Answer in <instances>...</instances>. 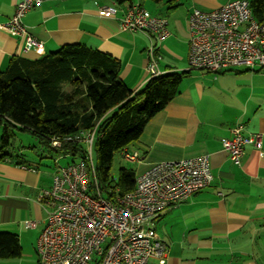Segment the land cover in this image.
<instances>
[{
	"label": "crops",
	"instance_id": "0c3cea01",
	"mask_svg": "<svg viewBox=\"0 0 264 264\" xmlns=\"http://www.w3.org/2000/svg\"><path fill=\"white\" fill-rule=\"evenodd\" d=\"M19 1L0 0V70L14 55L36 57L64 44L84 43L118 58L120 77L134 92L152 77L149 37L121 28L126 2L48 0L33 7L23 22L29 34L44 43L45 51L39 53L35 49L25 52L24 39L3 28ZM147 1L151 0L142 3L146 6ZM230 1H152L155 11L146 6L169 21L170 35L157 48L160 71L190 72L182 80L180 93L148 121L132 149L128 146L140 154L132 162L137 164L138 174L158 162L208 154L213 175L209 186L157 218H173L182 230L181 244L189 243L188 254L174 252L169 246L167 264H264V70L236 67L211 72L192 69L188 62L191 11L212 10ZM106 5L117 6L118 12L102 13L100 8ZM239 122L249 132H261L263 145H248L237 163L223 141ZM11 145L0 154V232L16 234L22 253L1 258L0 264H40L37 244L42 232L37 227L45 209L39 195L51 186L55 171L46 175L41 163L25 155V149L11 151ZM40 147L55 152L47 145Z\"/></svg>",
	"mask_w": 264,
	"mask_h": 264
},
{
	"label": "built area",
	"instance_id": "2783aa9c",
	"mask_svg": "<svg viewBox=\"0 0 264 264\" xmlns=\"http://www.w3.org/2000/svg\"><path fill=\"white\" fill-rule=\"evenodd\" d=\"M48 0H20L15 13L3 28L24 39V51H45L44 43L29 34L23 18L33 7ZM64 1V0H59ZM121 28L146 34L149 71L162 73L157 48L170 35L167 17L153 14L141 0H126ZM100 11L115 15L117 6H102ZM190 68L219 72L236 67L264 70V19L253 14L250 0H233L212 10L194 8L189 16ZM96 127L75 134L54 136L51 145L62 149L66 142L84 144V157L58 166L51 186L39 200L46 211L45 227L38 239L40 264H167V244L158 234L155 220L173 207L212 183L208 154L163 161L138 173L132 191L119 196L117 203L102 196L93 159ZM248 145L261 148L263 134L249 132L244 123L231 129L223 147L234 162H241ZM128 161L140 158L138 151L125 147ZM71 156V153L62 155ZM35 226V222H30Z\"/></svg>",
	"mask_w": 264,
	"mask_h": 264
},
{
	"label": "trees",
	"instance_id": "16d2710c",
	"mask_svg": "<svg viewBox=\"0 0 264 264\" xmlns=\"http://www.w3.org/2000/svg\"><path fill=\"white\" fill-rule=\"evenodd\" d=\"M250 3L254 16L262 21L264 0ZM120 64L118 58L84 43L64 44L36 57L12 56L0 70V126L4 128L0 154L12 144L16 129L36 135L42 145L61 156L71 153L74 161L84 157V144L66 142L62 149H55L52 137L96 127L97 178L102 196L117 203L119 196L135 188L137 170L122 167L114 182L115 154L140 139L148 121L180 93L182 80L190 72H162L134 92L120 77ZM66 84L71 90L65 89ZM21 253L18 236L0 232V259Z\"/></svg>",
	"mask_w": 264,
	"mask_h": 264
},
{
	"label": "rangeland",
	"instance_id": "374dc122",
	"mask_svg": "<svg viewBox=\"0 0 264 264\" xmlns=\"http://www.w3.org/2000/svg\"><path fill=\"white\" fill-rule=\"evenodd\" d=\"M146 6L148 9H151L155 11L154 4L152 1H147ZM169 53H166L164 55H168ZM168 59V58H167ZM166 61V59H165ZM72 86L70 84L65 85V89L71 90ZM4 133V128L0 126V137ZM15 138L12 141V145L10 146L11 151L25 149V155L32 159V161L39 162L42 165V170L45 172L46 175L50 174L51 171H56L58 166L62 165L65 166L69 162H72L71 157H63L57 153L49 152L47 149L43 150L40 143L39 138L32 134L21 130L15 129ZM134 146V143L131 144V149ZM10 151V150H9ZM93 159L94 163H97V151L94 146L93 148ZM122 167H129L134 168L135 170H138L137 164L133 163L132 161H128L125 159L123 154L121 152H117L114 156L113 166H112V176L114 179V182H117L119 180V171ZM46 212L44 211V218L40 221L39 226L37 227V230L40 232L43 231L45 227V221L46 218ZM157 228L158 232L162 237L165 238L167 241V253H169V246L172 247L174 252L181 253L184 252L186 254L189 253V243L186 242L185 245L181 244L182 240L184 239L182 235V230L180 229L178 223L171 218V217H162L160 219L156 220V223L154 224ZM192 251V250H191ZM33 253L36 256L35 250H33ZM34 256V257H35ZM37 257V256H36ZM153 264H157V260L152 259L151 260Z\"/></svg>",
	"mask_w": 264,
	"mask_h": 264
}]
</instances>
